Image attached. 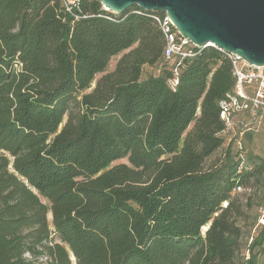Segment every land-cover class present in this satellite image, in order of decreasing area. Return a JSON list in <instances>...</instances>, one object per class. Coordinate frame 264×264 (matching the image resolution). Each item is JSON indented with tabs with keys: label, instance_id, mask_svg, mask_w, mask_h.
<instances>
[{
	"label": "trees",
	"instance_id": "1",
	"mask_svg": "<svg viewBox=\"0 0 264 264\" xmlns=\"http://www.w3.org/2000/svg\"><path fill=\"white\" fill-rule=\"evenodd\" d=\"M150 15L0 0V264H264L236 191L264 159L215 156L232 64L214 48L165 60Z\"/></svg>",
	"mask_w": 264,
	"mask_h": 264
},
{
	"label": "water",
	"instance_id": "2",
	"mask_svg": "<svg viewBox=\"0 0 264 264\" xmlns=\"http://www.w3.org/2000/svg\"><path fill=\"white\" fill-rule=\"evenodd\" d=\"M120 15L131 7L165 13L194 46L213 44L250 65L264 67V0H98Z\"/></svg>",
	"mask_w": 264,
	"mask_h": 264
},
{
	"label": "built area",
	"instance_id": "3",
	"mask_svg": "<svg viewBox=\"0 0 264 264\" xmlns=\"http://www.w3.org/2000/svg\"><path fill=\"white\" fill-rule=\"evenodd\" d=\"M67 11H70L71 5H76L78 0H60ZM103 7V6H102ZM103 9L106 10L104 7ZM161 27L165 38L164 58L169 61L171 59L192 57L195 55L194 49L214 48L222 53L230 60L233 68V76L235 78V87L233 92L228 93L219 103L220 120L223 122L225 129L223 133L233 132L236 138V144L240 146V138L242 132L235 133L236 122L234 119L240 114H247L253 120H259L264 114V67L253 66L245 62L240 57L225 53L213 44H207L203 47L194 46L188 39L181 37L172 26L169 17L159 18L156 15H150ZM176 74V71H175ZM170 88L174 89L178 85V79L173 77L168 82ZM241 188L237 187L236 191ZM264 224V221L261 220Z\"/></svg>",
	"mask_w": 264,
	"mask_h": 264
},
{
	"label": "rangeland",
	"instance_id": "4",
	"mask_svg": "<svg viewBox=\"0 0 264 264\" xmlns=\"http://www.w3.org/2000/svg\"><path fill=\"white\" fill-rule=\"evenodd\" d=\"M126 52L127 51L124 53ZM124 53L111 58L106 71L95 77L90 90L95 87L96 83L103 75L110 73L115 69L118 60ZM158 71V67L144 66L142 80L146 79L149 75L157 74ZM234 121L236 122L235 133L239 131L243 133L240 138L241 146L244 149L242 155L247 159L249 157L264 159V114L259 120L251 121L248 115L244 113L236 116ZM248 134H250V136H248ZM221 137L223 139V144L221 149L215 154L216 157L219 156L229 144L234 143L235 145L237 141L233 132L222 133ZM120 162H126V160L117 161L114 164ZM237 192L246 193L247 196L245 199L250 198L249 202L251 207L248 209V214L244 219L238 221V225L241 227L244 234L243 240L245 241V239H248L249 243V237L255 235L260 227L264 225L261 223V220L264 221V179L247 190L241 189ZM48 218L51 219L50 215H48ZM27 257L29 258V256Z\"/></svg>",
	"mask_w": 264,
	"mask_h": 264
}]
</instances>
